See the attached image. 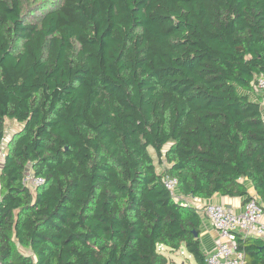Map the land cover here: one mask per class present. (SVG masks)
Instances as JSON below:
<instances>
[{
    "label": "trees",
    "instance_id": "obj_1",
    "mask_svg": "<svg viewBox=\"0 0 264 264\" xmlns=\"http://www.w3.org/2000/svg\"><path fill=\"white\" fill-rule=\"evenodd\" d=\"M43 8L0 0V146L20 125L0 170V262L172 264L183 247L205 264L202 218L163 178L264 207V0ZM236 240L264 264L261 239Z\"/></svg>",
    "mask_w": 264,
    "mask_h": 264
},
{
    "label": "built area",
    "instance_id": "obj_2",
    "mask_svg": "<svg viewBox=\"0 0 264 264\" xmlns=\"http://www.w3.org/2000/svg\"><path fill=\"white\" fill-rule=\"evenodd\" d=\"M255 91L264 107V72L255 82ZM5 145L4 139L0 146V170L5 157ZM29 173L31 171L28 170L24 183L34 189L42 183V179ZM163 185L176 202L193 206L200 217L207 219L217 232L213 249L205 254V264H244L243 254L237 250V236L259 238L264 242V207L257 198L246 200L240 211H235L221 204H198L195 199L179 195L177 180L170 176L163 178Z\"/></svg>",
    "mask_w": 264,
    "mask_h": 264
},
{
    "label": "crops",
    "instance_id": "obj_3",
    "mask_svg": "<svg viewBox=\"0 0 264 264\" xmlns=\"http://www.w3.org/2000/svg\"><path fill=\"white\" fill-rule=\"evenodd\" d=\"M263 118H264V107H263ZM246 185H247L248 194L250 196H256L252 188V185L249 182H246ZM207 202L221 204L232 210L240 211L244 203V198H241V197L230 198V197H225V196H220V195H214L212 198L208 200H202V199L196 200V203L198 204H204ZM199 239H200V247L204 255L213 249L215 241L217 239V232L214 230L210 222L204 218L201 219ZM183 249L184 248L182 247L178 252H175L170 255V258L173 261L172 264H176L175 257H177V254L180 252L182 254L183 252L181 250Z\"/></svg>",
    "mask_w": 264,
    "mask_h": 264
},
{
    "label": "rangeland",
    "instance_id": "obj_4",
    "mask_svg": "<svg viewBox=\"0 0 264 264\" xmlns=\"http://www.w3.org/2000/svg\"><path fill=\"white\" fill-rule=\"evenodd\" d=\"M21 1H22L24 10L30 11V10H35L34 8L44 7L43 12L47 9V6L49 4L51 3L54 4V2H58V0H21ZM40 14H41L40 12L36 13V17L38 18ZM6 128H7L6 129L7 134H6L5 142H7L6 140L13 134V132H15L16 130L20 128V125L10 120H7ZM29 174L31 175V173ZM181 251L183 253L181 254L180 252L177 254V257H175L176 264H197L195 259L191 255H189V253L185 249Z\"/></svg>",
    "mask_w": 264,
    "mask_h": 264
}]
</instances>
